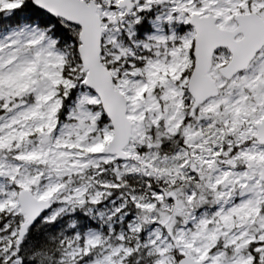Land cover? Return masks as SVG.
Masks as SVG:
<instances>
[{
    "label": "snow or ice",
    "instance_id": "snow-or-ice-1",
    "mask_svg": "<svg viewBox=\"0 0 264 264\" xmlns=\"http://www.w3.org/2000/svg\"><path fill=\"white\" fill-rule=\"evenodd\" d=\"M0 264H264V0H0Z\"/></svg>",
    "mask_w": 264,
    "mask_h": 264
}]
</instances>
